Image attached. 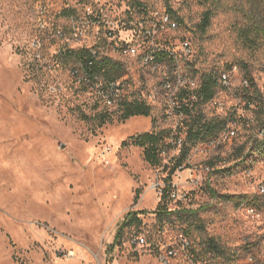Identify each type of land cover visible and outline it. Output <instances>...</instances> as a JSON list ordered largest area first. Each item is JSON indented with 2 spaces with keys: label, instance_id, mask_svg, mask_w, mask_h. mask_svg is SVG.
I'll use <instances>...</instances> for the list:
<instances>
[{
  "label": "rangeland",
  "instance_id": "374dc122",
  "mask_svg": "<svg viewBox=\"0 0 264 264\" xmlns=\"http://www.w3.org/2000/svg\"><path fill=\"white\" fill-rule=\"evenodd\" d=\"M205 8L203 0H0V264H165L168 250L175 254L166 264H246L250 254L254 264H264V155L254 149L264 122V49L245 48L226 12L201 32ZM155 13L181 21L173 43L191 38L192 54L177 56L170 70L199 88L204 73L240 69L211 101H195L206 119H225L234 139L220 135L214 147L197 144L171 176L170 193L186 200L169 198L167 207L197 210L205 224L206 234L193 231L186 248L184 235L161 227L152 213L161 197L154 188L166 186L179 155L176 140H184L189 121L171 112L161 75L139 55L118 50L133 45V31ZM81 49L121 62L131 100L144 96L150 115L120 121L115 106L108 110L111 122L94 131L92 118L104 106L72 77L79 68L67 55ZM255 90L262 99L247 104ZM161 130L171 148L159 166L144 161L143 149L122 147L130 137ZM132 210L145 212L142 228L125 229L114 243ZM206 235L219 242L222 256L205 252L199 242ZM135 236L148 243L138 246Z\"/></svg>",
  "mask_w": 264,
  "mask_h": 264
},
{
  "label": "trees",
  "instance_id": "16d2710c",
  "mask_svg": "<svg viewBox=\"0 0 264 264\" xmlns=\"http://www.w3.org/2000/svg\"><path fill=\"white\" fill-rule=\"evenodd\" d=\"M203 2L206 8L203 12L201 23L199 24L201 32L206 30L212 18L217 15L218 12H226L232 15L231 28L236 34L237 39L245 48L253 51L264 49V0H203ZM169 16L182 27L180 20L171 15ZM90 51L89 49H81L76 52H68L67 55L68 58L70 57L72 59L74 65L76 64L81 67L83 72L89 71L90 73L101 75L106 80L114 81L125 74L124 65L122 63L104 57H93ZM246 78L248 79V75ZM248 82H250V80ZM219 84L218 75L216 76V74L212 72L202 74L197 100L200 99L202 104L211 101L214 98L216 88ZM247 97V104L255 103L258 97L261 98L256 90L254 95L250 92L247 93ZM117 105L122 111L119 117L120 121H126L135 116L148 117L150 115V107L138 100L118 103ZM197 106L198 105L194 103L191 109L184 108V115L189 121L186 124V135L184 140H182L179 155L175 159L173 168L165 180L166 186L162 191L160 200L152 213L156 216L161 227L164 225H169L171 228L174 227V229H177L186 238L191 237L193 231H198L205 235V224L203 220L199 218L197 210L187 209L181 203H178L174 210H170L167 207L166 200L170 198L171 194V176L184 164L189 152L197 144L207 143L210 140L218 138L227 127V121L225 119L218 117L206 119ZM103 108V110L92 118L95 124L94 131L101 128L106 123L111 122V112L108 111V108ZM260 109H262L264 113L263 105L260 106ZM81 117L83 120H87L86 115L81 114ZM263 125L264 122L262 121L256 129L258 130ZM169 139V134L166 130L143 133L130 137L129 140L123 143L122 147L134 146L143 149L144 161L150 166H159L162 152L171 148V145L167 143ZM177 140H179V138ZM255 144L254 149L264 155V142L256 141ZM138 197L139 191L136 192L135 201L138 200ZM260 197L262 196L255 198V200L260 199ZM144 214L145 212L143 211H129L118 225L114 243L119 241L125 229L134 228L139 231L142 228L140 216ZM155 241H157V239ZM199 243L203 245L207 254H212L216 257H220L224 254V249L213 237H208L206 235L201 238V242ZM112 247L113 246H111V248Z\"/></svg>",
  "mask_w": 264,
  "mask_h": 264
},
{
  "label": "built area",
  "instance_id": "2783aa9c",
  "mask_svg": "<svg viewBox=\"0 0 264 264\" xmlns=\"http://www.w3.org/2000/svg\"><path fill=\"white\" fill-rule=\"evenodd\" d=\"M136 27V31H133L136 43L133 45L121 46L119 53L140 58L145 66L150 68L153 74L159 73L161 75V86L163 91L168 94L169 105L171 106V112L179 114L181 117H185L184 108L191 109L196 103L198 96V86L192 78L187 74L181 73L179 70L173 68L170 70L169 64H173L177 56H190L192 54V43L190 36L184 34L177 38L173 43L176 32L181 30V25L174 21L168 14L155 13L151 15L146 21L142 20ZM138 43V44H137ZM148 43L147 49L144 53L138 54L139 48L145 46ZM93 57H104L95 51H90ZM111 59L109 57H104ZM113 60V59H111ZM115 61V60H114ZM118 62V61H117ZM121 63V62H120ZM165 64V71L162 69ZM79 69L71 70L72 77L77 81L79 85H82L88 91L96 95V99L103 104L105 108H112L117 106L118 103L132 102L131 94H128V86L124 78H119L114 81L106 80L103 76L90 73L89 71L83 72L81 67ZM240 69L237 65H231L229 70L221 72L219 74V82L224 87L230 86V75H239ZM241 86L248 87V80L242 78ZM138 101H141L148 105L144 96ZM172 114V113H171ZM170 115V113H169ZM235 131L233 127L228 128L221 134L220 140L226 138L227 140L234 139ZM255 139L258 142H264V125L255 132ZM220 140L215 138L208 141L205 146L207 148L214 147L219 144ZM176 145L181 147L182 140H177ZM208 170V168H206ZM158 190V194L162 195L164 188L155 187ZM259 193L264 195V187L259 186ZM171 199H177L178 202L186 200L185 195L176 196L175 193L170 194ZM256 214L253 208L247 209V215L254 217ZM133 242L138 246L146 245L148 242L142 237H132ZM182 246L186 248L189 246L188 240L185 237H181ZM175 254L174 250H168L165 257H161V262H167V258ZM257 259L252 254L246 258V264H254Z\"/></svg>",
  "mask_w": 264,
  "mask_h": 264
}]
</instances>
